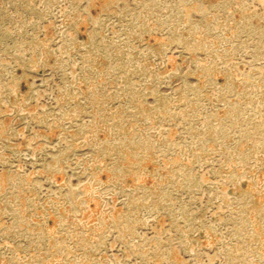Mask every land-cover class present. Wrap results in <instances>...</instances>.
I'll return each mask as SVG.
<instances>
[{
    "label": "rangeland",
    "instance_id": "1",
    "mask_svg": "<svg viewBox=\"0 0 264 264\" xmlns=\"http://www.w3.org/2000/svg\"><path fill=\"white\" fill-rule=\"evenodd\" d=\"M0 264H264V0H0Z\"/></svg>",
    "mask_w": 264,
    "mask_h": 264
}]
</instances>
